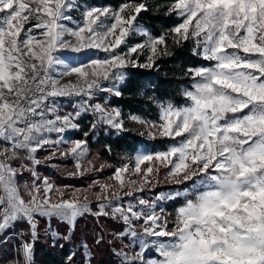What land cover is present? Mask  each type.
Returning a JSON list of instances; mask_svg holds the SVG:
<instances>
[{"label":"snow or ice","instance_id":"obj_1","mask_svg":"<svg viewBox=\"0 0 264 264\" xmlns=\"http://www.w3.org/2000/svg\"><path fill=\"white\" fill-rule=\"evenodd\" d=\"M77 7L0 0V246L17 237L4 264H35L41 220L55 246L72 243L86 217L95 235L78 241L66 264L77 253L93 264L104 245L112 264H264V0H168L165 14L179 22L159 36L138 25L146 0L88 7L74 21ZM135 35L143 39L130 45ZM169 40L191 43L203 63L184 73L181 103H160L155 121L127 117L140 136L167 140L165 150L136 151L110 182L76 187L42 176L41 166L69 159L73 179L112 167L90 158L88 140L129 130L105 97L123 95L131 69L158 70L172 54ZM88 115L84 138H68ZM161 179L178 187L156 192ZM105 221L120 230L106 234ZM17 225L27 231L15 233Z\"/></svg>","mask_w":264,"mask_h":264},{"label":"trees","instance_id":"obj_2","mask_svg":"<svg viewBox=\"0 0 264 264\" xmlns=\"http://www.w3.org/2000/svg\"><path fill=\"white\" fill-rule=\"evenodd\" d=\"M125 0H80L82 5L87 7H111L117 8ZM148 11L141 13L138 18V24L146 28L153 36H159L179 21L175 16L165 14V7L168 0H146ZM171 55L159 61L158 70L131 69L129 71L128 80L125 86H122L123 95L119 98L106 96L112 107L122 110L126 119L128 132L116 135L103 130H98L95 136L91 134L88 137L89 148L92 158L96 159V163L107 162L112 167L105 168L100 176L110 175L115 167H120L129 156H133L143 146H149L151 151H163L168 145V141L164 139L150 140L146 136H140L139 132L143 131L139 124H136L127 117L136 115L146 120L155 121L159 114L160 103L179 104L182 101L181 91L187 84V78L184 75L186 70L191 67L199 66L203 63L199 57L192 54V44L187 43L184 46H175L169 40ZM91 117L80 119L81 129L76 133V139H83V133L89 130ZM106 146L111 151L106 150ZM46 153L41 152L39 155L43 157ZM65 167L61 173L54 174L53 182L57 185L66 184L82 187L87 185L94 176H88L84 179L68 178L65 173L70 171L71 164L64 163ZM43 172L50 171L51 168L41 166ZM46 174H49L47 172ZM179 201L171 202L167 205L168 212H174ZM105 232L112 233L120 230L119 225L105 221ZM52 227L60 232L64 231L62 225L53 222ZM46 224L43 220L40 222L39 231L41 238L36 242L34 248L35 264H66V258L70 252L77 251V242L87 239L91 243L93 236L97 230V222L92 217H86L80 220L76 229L75 238L72 243H65L63 240L53 246L49 239L44 237ZM27 231L24 225H17L14 232L19 233ZM17 237H12L8 244L0 246V264L8 261L14 255V245ZM118 243V242H117ZM63 244L61 248L59 245ZM113 257L107 245L100 248H94L93 264H112ZM75 264H84L82 257L77 253Z\"/></svg>","mask_w":264,"mask_h":264},{"label":"rangeland","instance_id":"obj_3","mask_svg":"<svg viewBox=\"0 0 264 264\" xmlns=\"http://www.w3.org/2000/svg\"><path fill=\"white\" fill-rule=\"evenodd\" d=\"M74 2L78 5V7H77L76 10H74L73 13H72V15H73V19H74V21H79V20L82 18V17H81V12H82V10H83V9H86V8H88V7H87L86 5H82V4L80 3V0H74ZM138 25H139V24H138ZM139 27H142V26L139 25ZM142 28H144V27H142ZM142 39H143V38L140 37L139 35L131 36V37H129V44L131 45V44H135V43L141 42ZM125 50H126V49H125ZM101 55H102V54H101ZM63 111H65V112H70V111H72V109H71V107H68L67 105H65ZM91 119H92V117H91ZM91 121H92V120H91ZM89 149H90V148H89ZM138 151L152 152V151H151V148H150L149 146H143V147H141ZM45 155H46V154H45ZM90 158H92L91 150H90ZM126 162H127V160H126L124 163H126ZM56 163H58V164L60 165L59 168H54V167L47 166V167L51 168L50 171H47V172H49V174H46L47 172H46V173L43 172V170H45V169H44V168H41V169H40V170H41V171H40L41 175H42V176H47V177H49V178L52 180V177H53L54 174L56 175V174H58V173H61L62 169L65 167L64 163H70V164H71L70 171L73 170L72 161H71L70 159L67 160V161H57ZM124 163H123V164H124ZM123 164H121V166H122ZM43 167H44V166H43ZM164 171H165V170H162V171H161V177H163V175H164ZM100 174H101V173L95 174V175H94V179H98V180H101V181H104V182H110V181H108V177H109L111 174L108 175V176H104L103 178L100 176ZM52 181H53V180H52ZM174 187H178V186H172V185H169V184H167L166 182H164L163 179H161V183H160L159 187L155 189V191H156V192H167V191L173 190ZM21 191H23V189H21ZM147 195L151 196L152 194H151V193H148ZM169 203H171V202H167V203L165 204V208H167V205H168ZM166 212H168L167 209H166ZM14 236H15V235H12V237H14ZM15 237H16V236H15Z\"/></svg>","mask_w":264,"mask_h":264},{"label":"built area","instance_id":"obj_4","mask_svg":"<svg viewBox=\"0 0 264 264\" xmlns=\"http://www.w3.org/2000/svg\"><path fill=\"white\" fill-rule=\"evenodd\" d=\"M90 115H88V116H84L83 118H85V117H89ZM91 117V116H90ZM82 119V118H81ZM80 129H81V125H80ZM80 129L78 130V131H80ZM78 131H70V132H68L67 134H66V136L68 137V138H70V139H76L75 138V136H76V133L78 132Z\"/></svg>","mask_w":264,"mask_h":264}]
</instances>
